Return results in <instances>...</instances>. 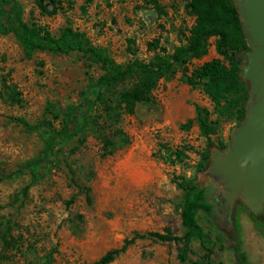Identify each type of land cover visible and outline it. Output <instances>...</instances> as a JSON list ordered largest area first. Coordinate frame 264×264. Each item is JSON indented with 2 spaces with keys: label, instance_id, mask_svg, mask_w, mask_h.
Instances as JSON below:
<instances>
[{
  "label": "rangeland",
  "instance_id": "obj_1",
  "mask_svg": "<svg viewBox=\"0 0 264 264\" xmlns=\"http://www.w3.org/2000/svg\"><path fill=\"white\" fill-rule=\"evenodd\" d=\"M156 1L57 0L55 14L42 12L38 0H0V8L9 24L20 8L25 22L56 37L73 27L86 33L93 46L107 49L117 64L128 65L148 64L157 56L169 59L189 43L196 22L190 0ZM216 41L208 40L205 56L188 58L158 80L149 100L137 102L133 113L121 95L138 85L136 78L103 88L101 100L87 101L89 123L44 179L34 182L27 172L0 182V264H94L135 237L110 264H209L197 240L183 261L179 244L142 237L151 232L185 235V192L177 185L182 181L205 188L211 210H201L198 220L209 235L211 261L264 264V228L256 225L264 221V205L252 211L242 190L230 187L213 168L216 152L231 147L246 119L226 113L224 102L217 104L206 81L196 77L214 59L228 65ZM250 52L239 53L246 65ZM105 73L82 53L37 52L27 59L13 34L0 36V170L15 171L37 156L42 135L58 129L62 113L82 101L91 79ZM241 79L249 104L253 83L244 73ZM198 109L208 118L209 134L200 126Z\"/></svg>",
  "mask_w": 264,
  "mask_h": 264
},
{
  "label": "trees",
  "instance_id": "obj_2",
  "mask_svg": "<svg viewBox=\"0 0 264 264\" xmlns=\"http://www.w3.org/2000/svg\"><path fill=\"white\" fill-rule=\"evenodd\" d=\"M47 1L56 8L54 11H51L50 7L45 4V0H38V7L42 12L55 14L57 0ZM154 3L156 4L157 1L154 0ZM189 9L196 18L189 43L177 48L171 58L157 56L148 64L135 61L128 65H119L109 56L107 49L93 46L84 32L75 30L73 27H66L56 37L41 26L25 22L20 8L14 9V22L9 24L4 20L6 11L4 7H1L0 36L13 34L25 58L32 59L37 52L82 53L101 64L106 69V73L96 81L93 79L89 81L82 101L69 106L62 113L61 126L58 129H49L42 135L43 146L40 153L21 163L15 171L4 173L0 170V182L19 178L27 172L31 173L34 182L44 179L61 161V152L89 123L87 101L94 96L101 100L103 88L136 78L138 85L121 95V101L125 103L126 110L133 113L135 104L149 100L150 92L156 82L171 73L175 66L185 64L188 58L205 56L207 42L212 37L217 38V51L228 62V65L219 59H214L198 69L196 77L206 81V90L217 104L221 105L224 102L222 108L226 113L235 114L239 119H244L247 113L249 91L241 79L246 64L244 56L239 53L243 50L251 51V49L247 45V35L235 0H190ZM189 82L194 84L191 80ZM53 109L54 105L49 103L48 111L53 112ZM198 117L203 132L209 134V121L201 109H198ZM14 120L27 126V122L23 119ZM177 185L185 192L181 213L183 225L187 230L185 235L151 232L142 237L179 244L182 250L179 258L183 261L189 258L190 243L197 240L201 244L204 259L209 264H214L211 261L212 249L209 246V235L203 230L198 220L201 210L206 212L211 210V206L206 202L205 188H199L186 181L177 182ZM256 225L263 232L264 221L259 222L258 220ZM137 238H132L122 248L108 251L94 264L112 263L129 245L135 243Z\"/></svg>",
  "mask_w": 264,
  "mask_h": 264
},
{
  "label": "water",
  "instance_id": "obj_3",
  "mask_svg": "<svg viewBox=\"0 0 264 264\" xmlns=\"http://www.w3.org/2000/svg\"><path fill=\"white\" fill-rule=\"evenodd\" d=\"M238 9L251 49L244 77L253 83L252 100L231 147L214 155L213 168L259 212L264 205V0H239Z\"/></svg>",
  "mask_w": 264,
  "mask_h": 264
}]
</instances>
